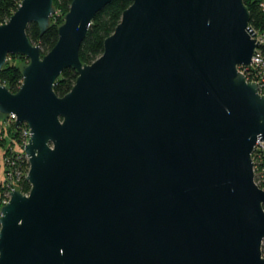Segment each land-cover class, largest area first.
<instances>
[{"label": "water", "instance_id": "water-1", "mask_svg": "<svg viewBox=\"0 0 264 264\" xmlns=\"http://www.w3.org/2000/svg\"><path fill=\"white\" fill-rule=\"evenodd\" d=\"M113 0H72L46 54L54 0L0 24V70L23 55L0 112L26 123L29 192L1 208L0 264H264V190L253 152L264 96L240 70L259 42L244 0H131L91 63L80 58ZM78 76L60 96L66 68Z\"/></svg>", "mask_w": 264, "mask_h": 264}, {"label": "trees", "instance_id": "trees-1", "mask_svg": "<svg viewBox=\"0 0 264 264\" xmlns=\"http://www.w3.org/2000/svg\"><path fill=\"white\" fill-rule=\"evenodd\" d=\"M22 0H0V24L8 21L10 16L17 10ZM248 6L251 14L250 25L256 31H264V11L260 7V0H244ZM72 0H54L55 13L50 20L48 30L41 34L40 27L36 22L28 25L27 34L33 43L39 44L42 53L46 54L50 51L58 41V28L64 22L63 15L69 11ZM131 0H113L108 3L101 11L94 17L89 33L82 42L80 48V58L84 63H91L102 55L104 51L105 39L114 32L116 26L121 21L123 11L131 4ZM264 50V46L262 47ZM9 55V60L5 66L0 70V82L5 84L11 91L17 92L22 84L23 74L22 65L17 63L16 60H28L25 56ZM12 59H14L12 61ZM252 69L246 71V76L250 81L253 80ZM78 73L76 69L69 67L66 68L61 76L57 79L54 90L60 96L69 92L76 82ZM7 139H2L0 145L6 146ZM7 149V154L9 153ZM6 154V153H5ZM255 156V154H254ZM24 165L28 167L29 163L25 160ZM20 189L23 192H28L30 183L23 175L21 179ZM0 186V190H1ZM1 200V196H0ZM2 203L0 201V215ZM264 253V242H263Z\"/></svg>", "mask_w": 264, "mask_h": 264}, {"label": "built area", "instance_id": "built-area-1", "mask_svg": "<svg viewBox=\"0 0 264 264\" xmlns=\"http://www.w3.org/2000/svg\"><path fill=\"white\" fill-rule=\"evenodd\" d=\"M260 7L264 11V0H260ZM254 31L259 46L256 48L251 65L241 66L240 70H243L242 72L246 75V71L248 72V70L252 69V81L258 84L259 93H261V91H264V50L262 49L264 46V31H256L255 29ZM247 80L250 81L248 77ZM16 121L17 115L15 113L4 114L0 112V143L2 139H7L6 146L0 145V167L3 166L4 174L0 179V186L2 188L0 190V201L4 200L5 203L10 199L11 192L17 185L16 183L22 179L25 168L23 162L25 160L28 162L24 149L30 139L31 130L27 124H24L26 127L19 132L18 128L13 124ZM8 139H11L14 146L9 145ZM7 149L10 151L8 154ZM252 156L256 159L255 161L253 160L255 182L264 190V140L258 141ZM27 168L29 171V165ZM25 176L27 175L25 174ZM25 193L27 194L28 192Z\"/></svg>", "mask_w": 264, "mask_h": 264}, {"label": "rangeland", "instance_id": "rangeland-1", "mask_svg": "<svg viewBox=\"0 0 264 264\" xmlns=\"http://www.w3.org/2000/svg\"><path fill=\"white\" fill-rule=\"evenodd\" d=\"M63 18H65V15H63ZM16 56H18L17 57V59L19 58V56H23V55H16ZM26 57V56H25ZM9 60V59H8ZM14 59H12V61H13ZM16 62L17 63H20V65H26L28 62H29V59L28 60H25V59H23V61H21V60H16ZM243 71V70H242ZM261 95H263L264 96V91H261V93H260ZM14 124V126H16V122L15 123H13ZM24 124H26V123H21V124H19L18 126H16L17 128H18V131L20 132L22 129H24V127H26V126H24ZM8 143H9V145H12V146H14L13 145V143L11 142V139H8ZM253 160L255 161L256 159H255V157L253 156ZM24 171H23V175H27L28 174V168H27V166L26 165H24ZM3 166L2 167H0V179L3 177ZM21 181L22 180H19L18 181V183H16L17 185H16V187H15V189H19V190H21L19 187H20V183H21ZM22 191V190H21ZM23 192V191H22ZM29 192V191H28ZM25 193V192H24ZM1 203H2V205H4L5 204V201L4 200H2L1 201ZM264 254V253H263Z\"/></svg>", "mask_w": 264, "mask_h": 264}]
</instances>
